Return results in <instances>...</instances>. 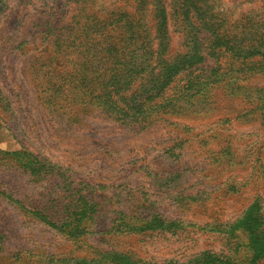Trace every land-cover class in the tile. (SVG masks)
I'll return each instance as SVG.
<instances>
[{"label": "rangeland", "instance_id": "374dc122", "mask_svg": "<svg viewBox=\"0 0 264 264\" xmlns=\"http://www.w3.org/2000/svg\"><path fill=\"white\" fill-rule=\"evenodd\" d=\"M0 264H264V0H0Z\"/></svg>", "mask_w": 264, "mask_h": 264}, {"label": "trees", "instance_id": "16d2710c", "mask_svg": "<svg viewBox=\"0 0 264 264\" xmlns=\"http://www.w3.org/2000/svg\"><path fill=\"white\" fill-rule=\"evenodd\" d=\"M192 10H194V6L190 7ZM155 16H156V20L158 21V29H157V33L156 36L154 38H159V45L158 48L156 50V62L161 64L164 63L165 66L163 67V69L160 71L159 75L157 77H164L165 78V84L164 87L169 86V81L170 79L176 75L180 70L185 68V65H189L191 62V60L193 59L194 56H192L190 54V51L187 50V52L180 57L179 56H175L174 58L172 57H168L165 58L164 54H165V49L166 46L165 44H163V38L160 35V30L163 28H165V24H166V15L164 13V10H159V11H155ZM132 24V26L128 27V24H126L125 26H123V31L121 32L120 37L121 39L119 41H121V46L120 48H126L127 46H132V45H137V43L139 42V40L142 38L141 34L137 31V30H132L131 27H133V23L130 22ZM114 42L117 43V41H112V44L114 45ZM191 55V56H190ZM163 56V58L161 57ZM158 60H160L158 62Z\"/></svg>", "mask_w": 264, "mask_h": 264}]
</instances>
